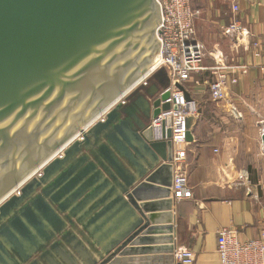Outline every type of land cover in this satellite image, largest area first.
Listing matches in <instances>:
<instances>
[{"label":"water","instance_id":"water-1","mask_svg":"<svg viewBox=\"0 0 264 264\" xmlns=\"http://www.w3.org/2000/svg\"><path fill=\"white\" fill-rule=\"evenodd\" d=\"M160 21L156 0H0V238L12 247L19 244L13 232L29 238L24 220L39 228L35 211L51 222L58 218L55 205L60 213L75 217L110 186L103 181L70 209L100 180L96 164L107 173L97 155L89 152L95 164L83 154L91 149V138L97 146L104 134L140 178L134 184L133 176L124 177L122 185L110 177L122 196L105 210L117 204L124 216L100 237L105 244L96 252L97 260L84 256L83 264H137L159 251L151 246L156 240L150 235L158 232L151 225L158 217L151 214L156 207L149 194L166 198L170 193L172 143L156 141L151 125L132 128L127 120L112 124L121 112L127 114L128 108L118 103L149 73L159 52ZM167 97L151 103V120L170 108L160 104ZM194 121L191 117L186 121L188 143L193 140ZM99 151L109 156L105 146ZM131 151L148 158L145 163L151 170L140 167ZM60 152L63 155L57 158ZM78 154L74 165L50 181ZM109 162L114 166L111 157ZM16 189L20 192L15 196ZM114 194L116 188L111 187L100 205ZM2 252L6 250L0 243V260L6 264Z\"/></svg>","mask_w":264,"mask_h":264},{"label":"crops","instance_id":"crops-1","mask_svg":"<svg viewBox=\"0 0 264 264\" xmlns=\"http://www.w3.org/2000/svg\"><path fill=\"white\" fill-rule=\"evenodd\" d=\"M190 6L198 13L194 21L195 36L205 48L203 66L207 68L185 85L188 95L199 108L190 130L193 140L177 146L185 153L192 199L174 201L170 193L166 198H157V193L149 194L152 196L149 202L156 207L151 214L158 217L156 224L151 225L158 229L150 235L156 240L151 246L159 251L144 256L143 259H149L137 264H182L175 260V255L185 250L193 253L192 264H221L217 255L219 230L233 229L241 242L264 237V0H190ZM233 6L238 9L234 11ZM234 18L260 44L259 56L251 48L246 49L237 38L225 33L224 28ZM220 58L221 62L217 63ZM218 64L226 68L243 66L244 70L225 71L230 79L237 78V82L229 83L223 99L214 102L207 84L214 79L216 72L212 68ZM130 92L118 104L123 103L124 107L131 101L135 94L129 96ZM120 121H124L121 115L112 125L116 126ZM99 137L97 146L91 138V149L84 150L83 154L92 163L96 161L92 153L97 155L108 174L95 163L101 171L100 180L70 209L83 202L103 181H109L110 186L90 199L75 217L67 211L60 213L53 205L58 218L50 222L34 210L38 229L23 219L29 238L13 232L19 240L15 248L0 238L4 248L3 242L7 243L8 253L11 249L14 251L13 255L7 254L9 261L1 254L5 263L83 264L84 256L97 260L95 254L105 244L104 241L99 242L100 237L124 216L122 212L118 213L117 204L105 210L115 197L122 196L120 187L110 181V177L122 185H125L124 177L133 176L134 184L140 178L137 169L108 144L104 134ZM101 146L106 147L108 157L100 153ZM79 157V154L72 157L50 181L56 180ZM109 157L114 160V166ZM132 157L140 167L151 170L145 163L148 158H141L134 152ZM111 187L116 188V194L100 205ZM96 204L100 206L93 210ZM97 214H101L99 220L88 226ZM16 257H19L18 261Z\"/></svg>","mask_w":264,"mask_h":264},{"label":"built area","instance_id":"built-area-1","mask_svg":"<svg viewBox=\"0 0 264 264\" xmlns=\"http://www.w3.org/2000/svg\"><path fill=\"white\" fill-rule=\"evenodd\" d=\"M160 9V24L157 31V40L160 41L159 61L157 68L163 69L167 73V82L162 86V90L157 97L168 94L161 105L169 104L168 110H161L152 121L155 140H170L173 146V167L172 187L170 189L171 198L174 201H184L192 199L191 188L187 179L185 166V153L177 148L178 144L185 143L186 121L188 117L194 118L198 115V103L191 97L186 100L188 93L185 85L188 81L203 70V62L206 58L205 48L195 36L194 21L198 15L190 6V0H156ZM234 7V11L238 8ZM227 35L237 38L244 44L246 49H252L259 56L260 44L252 38L247 28L237 19H233L224 28ZM221 62L220 60L217 63ZM155 69V71L157 70ZM243 71V66L226 68L218 64L212 68L216 72L214 79L210 81L208 92L214 102L223 99L227 85L235 84L237 78H229L226 70ZM152 73H148L132 90L143 83ZM143 85V86H144ZM131 90V91H132ZM170 120V124L167 122ZM163 123H165L162 130ZM167 131H170V139ZM217 255L221 264H264V237L261 239L240 241L236 232L230 228H223L217 233ZM175 260L182 264H192L193 253L190 251L177 252Z\"/></svg>","mask_w":264,"mask_h":264},{"label":"bare ground","instance_id":"bare-ground-1","mask_svg":"<svg viewBox=\"0 0 264 264\" xmlns=\"http://www.w3.org/2000/svg\"><path fill=\"white\" fill-rule=\"evenodd\" d=\"M155 59H153V63L148 69L149 73L155 71L158 66L159 61V54L155 55ZM164 75H160L156 73L155 76L144 86L141 87L140 92L135 93L134 98L129 101L125 106L124 109H127V114H123L121 112V117L123 116L124 120H127L133 128H138L141 125H151L152 121V102L156 99L159 94L158 91V84H160L161 80L163 79ZM156 96L154 97V95ZM123 105V103H121ZM79 140L81 138H78ZM63 155L61 152L57 156ZM39 175V174H38ZM38 177V176H37ZM20 189H16L19 191ZM15 191V192H16Z\"/></svg>","mask_w":264,"mask_h":264},{"label":"rangeland","instance_id":"rangeland-1","mask_svg":"<svg viewBox=\"0 0 264 264\" xmlns=\"http://www.w3.org/2000/svg\"><path fill=\"white\" fill-rule=\"evenodd\" d=\"M204 54H206V52L204 53ZM205 61H206V59H205ZM156 73H159V76L162 74V75H164V77H163V79L161 80V82H160V84H159V86L157 87L158 88V91H159V93H160V91L163 89L162 88V85L163 84H165L166 82H167V73L163 70V69H161V68H157V70L155 71V73L154 74H151L143 83H148L154 76H155V74ZM144 84H140L138 87H136L133 91H131L130 92V94H129V96H133L132 94H135V93H138V92H140V89H141V87L143 86ZM156 96V94L154 95V97ZM123 106V105H122ZM127 106V105H126ZM126 106H124L123 108H125ZM124 116V115H123ZM122 116V117H123ZM100 121V120H99ZM60 158V157H59ZM35 176H38V174H36ZM19 192H20V190L19 191H16L13 195H19ZM2 241V240H1ZM0 241V242H1ZM4 243V246H5V250H6V253H4V252H2V254L6 257V259L9 261V259H8V255L7 254H9V253H11L12 255L14 254V251L11 249L10 250V252L8 253V249H7V243L6 242H3ZM18 258L19 257H16L15 258V260L16 261H18ZM11 259L12 260H14V256H12L11 257ZM1 263H3L1 260H0V264ZM4 264V263H3ZM7 264V263H6Z\"/></svg>","mask_w":264,"mask_h":264}]
</instances>
